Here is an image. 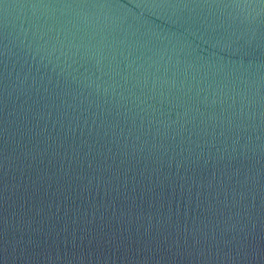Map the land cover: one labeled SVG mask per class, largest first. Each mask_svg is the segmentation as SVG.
<instances>
[{
	"label": "water",
	"instance_id": "1",
	"mask_svg": "<svg viewBox=\"0 0 264 264\" xmlns=\"http://www.w3.org/2000/svg\"><path fill=\"white\" fill-rule=\"evenodd\" d=\"M0 264H264V0H0Z\"/></svg>",
	"mask_w": 264,
	"mask_h": 264
}]
</instances>
